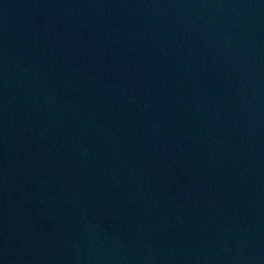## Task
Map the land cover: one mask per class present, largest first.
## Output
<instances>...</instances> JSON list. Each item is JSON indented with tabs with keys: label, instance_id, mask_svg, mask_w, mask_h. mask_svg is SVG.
<instances>
[{
	"label": "water",
	"instance_id": "obj_1",
	"mask_svg": "<svg viewBox=\"0 0 264 264\" xmlns=\"http://www.w3.org/2000/svg\"><path fill=\"white\" fill-rule=\"evenodd\" d=\"M0 264H264V0H0Z\"/></svg>",
	"mask_w": 264,
	"mask_h": 264
}]
</instances>
